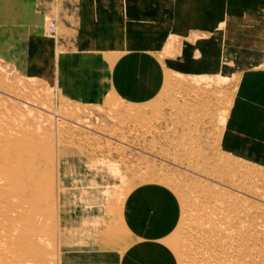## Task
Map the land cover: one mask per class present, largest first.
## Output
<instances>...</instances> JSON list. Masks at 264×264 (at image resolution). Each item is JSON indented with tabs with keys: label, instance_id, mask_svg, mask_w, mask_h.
Wrapping results in <instances>:
<instances>
[{
	"label": "rangeland",
	"instance_id": "rangeland-1",
	"mask_svg": "<svg viewBox=\"0 0 264 264\" xmlns=\"http://www.w3.org/2000/svg\"><path fill=\"white\" fill-rule=\"evenodd\" d=\"M24 1L32 3V0ZM55 1L51 12L43 17L40 32L54 41L57 51L64 52L73 45L65 44L60 29L61 0ZM35 14L40 15L38 6ZM51 22L54 25L49 32ZM14 25L0 21V123L11 121L18 126L21 124L28 131L25 148L19 144L7 147L6 154L18 156L25 166L19 169L20 177H42L41 190L47 193L49 159L57 149L61 151V157L72 160L71 167H66V175L76 179L75 182L69 181V184L77 190L87 186V177L82 180L85 174L113 176L136 167L154 172L159 179L154 185L157 183L177 189L192 183L201 185L205 190L208 187L216 196L225 197L230 203L237 202V217H242L240 224L226 223L228 226L225 228L239 230L240 233L231 239L232 243L228 242L224 251H232L240 264H264V200L257 193V184L247 179L243 182L251 187V193L245 195L238 192L229 183L233 177L231 173L219 170L217 162L213 160L221 155L219 151L227 150L247 158L253 164L264 166V132H257L264 130V125L261 128L257 126L264 123V118L226 117L222 120L218 114L229 113L242 72L236 68L238 65L235 66L230 58L232 56L221 55L220 64L213 72L203 73L196 67L188 70L181 68L179 61H185L186 45L196 46L204 39L198 36L188 39L171 37L156 54L157 59L148 55H92L83 59L75 72L91 78V82L85 83L79 94H88L94 103H81L64 95L53 80L23 71L25 47L23 37L14 32ZM137 57L139 61L132 63L131 58ZM202 58L197 48L188 59L196 65ZM259 60L263 61L264 68V55ZM169 61L177 63L172 66ZM138 71H142L141 74ZM115 100L122 107L118 105L111 111L109 106ZM53 120L59 121L58 133L57 125L49 122ZM219 130H223L222 135L229 139L226 148L218 142L222 136L218 134ZM236 138L244 143L241 147L236 145ZM181 140L184 143L193 142L194 147L181 145ZM185 148H188L187 151ZM198 152H201L199 156ZM196 164L199 165L196 166L199 174L195 172ZM210 173L211 178H207ZM239 207L242 212L247 211L246 217L242 216ZM76 208L78 213L80 209ZM79 216L71 221L72 226L78 228L72 232L73 235L81 230L79 228L83 221ZM212 224L222 226L220 221H212ZM213 238L217 241L222 236L215 233ZM30 242L34 246L33 252H19L18 261L50 264L48 259L52 250L42 248L33 237ZM218 253L221 254V250Z\"/></svg>",
	"mask_w": 264,
	"mask_h": 264
},
{
	"label": "bare ground",
	"instance_id": "bare-ground-1",
	"mask_svg": "<svg viewBox=\"0 0 264 264\" xmlns=\"http://www.w3.org/2000/svg\"><path fill=\"white\" fill-rule=\"evenodd\" d=\"M131 61L138 62L139 57L131 58ZM116 101L109 106L111 111L119 105ZM224 113L226 115L218 113L222 120L228 117V112ZM57 121L49 122L57 125L58 133ZM2 122L0 264H29L18 261L17 255L23 251L33 252L34 246L29 243L31 237L42 248L52 250L48 259L50 264H240L232 251H224L228 242L240 233L239 230L225 228L228 221L234 225L241 223L242 217H237V202L230 203L225 197L216 196L210 188L205 190L197 184L189 183L177 189L154 185L159 180L157 175L140 167L113 176L85 174L82 180L87 177V186L77 190L69 184L76 179L66 175V167H71L72 160L61 157V151L57 149L49 159V185L47 193H44L41 190L42 177H20L19 169L25 167L23 162L18 156L6 154L8 146H27V129L11 121ZM222 132L218 134L222 135ZM224 135L218 142L226 148L229 139ZM179 142L194 147L191 141ZM243 144L236 138V145L241 147ZM226 151H219L221 155L212 159L217 162L219 170L231 173V186L249 195L251 187L245 183L249 179L257 184V193L264 200V188L260 190L264 187V166ZM200 154L198 152V156ZM196 166L199 165H195V172L199 174ZM211 176L210 173L207 178ZM76 207L80 209L78 213ZM240 211L246 217L247 211ZM78 214L83 222L79 233L73 235L72 232L78 228L73 227L71 221ZM212 221H220L222 226H212ZM215 233L221 234L222 238L214 240Z\"/></svg>",
	"mask_w": 264,
	"mask_h": 264
},
{
	"label": "crops",
	"instance_id": "crops-1",
	"mask_svg": "<svg viewBox=\"0 0 264 264\" xmlns=\"http://www.w3.org/2000/svg\"><path fill=\"white\" fill-rule=\"evenodd\" d=\"M55 3L0 0V21L14 23V32L23 37V71L53 80L70 99L94 103L88 94H79L91 78L75 73L87 57L107 53L157 59L171 37L198 36L204 39L196 46L186 45L185 61L180 60L179 66L213 72L221 55L232 56L242 72L228 117L264 118V68L259 60L264 55V0H61L60 29L65 44L73 45L64 52L40 32L43 17ZM37 6L40 15L35 14ZM196 47L203 58L194 65L188 58Z\"/></svg>",
	"mask_w": 264,
	"mask_h": 264
},
{
	"label": "built area",
	"instance_id": "built-area-1",
	"mask_svg": "<svg viewBox=\"0 0 264 264\" xmlns=\"http://www.w3.org/2000/svg\"><path fill=\"white\" fill-rule=\"evenodd\" d=\"M53 25L54 24L52 22L49 24V26H48L49 32H51L53 30Z\"/></svg>",
	"mask_w": 264,
	"mask_h": 264
}]
</instances>
